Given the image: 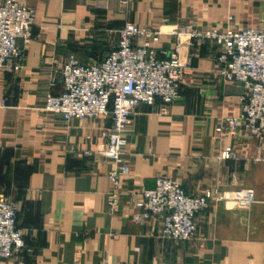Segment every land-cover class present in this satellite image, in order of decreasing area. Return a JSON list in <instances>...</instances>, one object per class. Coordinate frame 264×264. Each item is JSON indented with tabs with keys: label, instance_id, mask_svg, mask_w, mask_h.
I'll return each instance as SVG.
<instances>
[{
	"label": "crops",
	"instance_id": "obj_1",
	"mask_svg": "<svg viewBox=\"0 0 264 264\" xmlns=\"http://www.w3.org/2000/svg\"><path fill=\"white\" fill-rule=\"evenodd\" d=\"M20 1L35 24L22 70H0V189L18 206L26 249L0 264H264V140L217 131L241 115L245 91L219 77L214 44L182 47L193 70L180 98L163 112L159 103L136 109L119 164L98 154L109 118L66 122L44 111L47 97L62 91L68 58L102 61L125 24L160 31L155 47L164 58L177 27L264 29V0ZM121 164L130 174L112 214L109 176ZM160 176L190 194L251 190L255 197L248 208L213 201L197 216L193 240H164L157 219L134 220L140 192Z\"/></svg>",
	"mask_w": 264,
	"mask_h": 264
},
{
	"label": "built area",
	"instance_id": "obj_2",
	"mask_svg": "<svg viewBox=\"0 0 264 264\" xmlns=\"http://www.w3.org/2000/svg\"><path fill=\"white\" fill-rule=\"evenodd\" d=\"M34 24L35 13L23 2L0 0V70H22L24 46L32 38ZM170 34L176 45L164 58L158 57L155 47L162 33L131 23L119 31L116 47L102 61L81 65L75 56H70L61 69L62 91L47 97L44 111L66 122L109 118L111 126L103 134L106 144L98 148V154L119 164L128 144L126 130L136 109L159 103L163 112L180 98L181 87L193 70L192 58L182 56V47L193 50L212 43L217 49L219 77L241 84L245 91L241 115L225 118L217 131H245L252 138L264 140V29L185 25ZM50 85L54 87L56 80L52 79ZM232 157L230 152L222 155L224 159ZM129 174L130 168L122 164L110 173L112 214L118 206L121 179ZM254 197L251 190L190 194L180 182L160 176L154 188L140 192L136 202L139 213L134 220L157 219L160 238L184 243L195 238L196 218L211 202L233 201L240 208H248ZM17 215V204L0 189V262L26 249Z\"/></svg>",
	"mask_w": 264,
	"mask_h": 264
}]
</instances>
